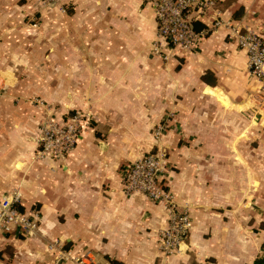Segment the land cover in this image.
<instances>
[{
  "label": "crops",
  "instance_id": "obj_1",
  "mask_svg": "<svg viewBox=\"0 0 264 264\" xmlns=\"http://www.w3.org/2000/svg\"><path fill=\"white\" fill-rule=\"evenodd\" d=\"M62 6L0 0V197L19 189L18 209L39 223L0 232V264H253L264 241V75L249 72L224 26L163 59L143 0ZM215 18L264 37V0H215L195 21L203 30ZM77 110L94 118L73 149L34 160L41 120ZM150 149L168 160L167 185L191 218L171 255L158 243L166 211L122 189L124 168ZM53 240L66 253L59 262Z\"/></svg>",
  "mask_w": 264,
  "mask_h": 264
},
{
  "label": "built area",
  "instance_id": "obj_2",
  "mask_svg": "<svg viewBox=\"0 0 264 264\" xmlns=\"http://www.w3.org/2000/svg\"><path fill=\"white\" fill-rule=\"evenodd\" d=\"M43 6L59 4L62 0H40ZM152 9L156 21V37L153 51L163 59L176 54L194 52L200 39L208 31L224 26L228 40L245 51L249 72L255 77L264 75V37L249 26L227 19L215 18L210 27L196 31L193 23L215 5V0H143ZM61 9L64 7L60 6ZM37 26L38 21L31 23ZM87 113L75 111L64 122L52 117L41 121L35 138L37 149L34 160H57L66 156L74 147L82 131L89 128ZM93 120V119H92ZM169 118L164 117L153 129V138H164L169 127ZM169 165L159 151H146L141 157L129 163L123 170L122 189L127 195L142 194L160 204L167 213V225L159 231L158 243L161 251L171 255L179 250L180 244L191 228L190 213L179 209L175 195L167 185ZM22 193L13 189L0 197V232H18L27 235L38 228V220L18 209ZM53 250L56 260L65 258L66 253L57 240L47 244ZM87 257H76V264H93Z\"/></svg>",
  "mask_w": 264,
  "mask_h": 264
},
{
  "label": "rangeland",
  "instance_id": "obj_3",
  "mask_svg": "<svg viewBox=\"0 0 264 264\" xmlns=\"http://www.w3.org/2000/svg\"><path fill=\"white\" fill-rule=\"evenodd\" d=\"M60 6H62V2L59 3V8H61ZM62 7H63V6H62ZM34 20H35V19L33 18V21H34ZM32 23H33V22H32ZM37 25H38V24H37ZM77 111H79V112H83V113H87V114L89 115V119H91V121L89 120V121H90L89 124H90V126H91V124L93 123V120H92V119L94 118L92 112H89V111H88V112H85V111H81V110H77ZM74 112H75V111H74ZM74 112H73V113H74ZM48 117H50V116H48ZM164 117H166V118L168 117L169 120H170L171 117H172V113H170V114H168V115H164V116L162 117V119H163ZM45 118H47V117H45ZM45 118H44V119H45ZM44 119H42L41 121H43ZM162 119H161V120H162ZM161 120H160V121H161ZM160 121H158L157 123H159ZM40 123H41V122H40ZM157 123H156V124H157ZM90 126H89V127H90ZM154 127H155V126H154ZM154 127H153V129H154ZM153 129H152V131H151L152 138H153ZM153 140L156 141L154 138H153ZM156 142H157V141H156ZM151 150H153V149H150V150H147V151H151ZM154 150H156V149H154ZM144 153H145V152H144ZM144 153H142V154H144ZM142 154H141V155H142ZM141 155H139L137 158L141 157ZM137 158H136V159H137ZM134 160H135V159H134ZM167 161H168V160H167ZM168 165H169V162H168Z\"/></svg>",
  "mask_w": 264,
  "mask_h": 264
},
{
  "label": "trees",
  "instance_id": "obj_4",
  "mask_svg": "<svg viewBox=\"0 0 264 264\" xmlns=\"http://www.w3.org/2000/svg\"><path fill=\"white\" fill-rule=\"evenodd\" d=\"M193 26H194V29L196 31H199V29H201L202 27L205 28V25L203 26L202 23H200L198 21H195L193 23ZM261 248H262L263 253L261 255H259L257 257V259H255V261L253 262V264H264V241L261 244Z\"/></svg>",
  "mask_w": 264,
  "mask_h": 264
}]
</instances>
